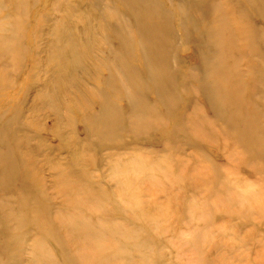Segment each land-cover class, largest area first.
<instances>
[{
  "label": "rangeland",
  "instance_id": "1",
  "mask_svg": "<svg viewBox=\"0 0 264 264\" xmlns=\"http://www.w3.org/2000/svg\"><path fill=\"white\" fill-rule=\"evenodd\" d=\"M0 264H264V0H0Z\"/></svg>",
  "mask_w": 264,
  "mask_h": 264
},
{
  "label": "bare ground",
  "instance_id": "2",
  "mask_svg": "<svg viewBox=\"0 0 264 264\" xmlns=\"http://www.w3.org/2000/svg\"><path fill=\"white\" fill-rule=\"evenodd\" d=\"M262 8V7H261ZM141 16V15H140ZM143 20V18L142 17H140L139 19H138V21L136 22L138 25H140V23H141V21ZM220 35H221V33H220ZM218 56H220V55H218ZM193 61V60H192ZM7 254L8 253H6V252H3V257H6L7 256ZM19 254V253H18ZM18 254L16 253L15 255H12V254H10V257L12 258L11 260L14 262V260H15V258L18 256Z\"/></svg>",
  "mask_w": 264,
  "mask_h": 264
}]
</instances>
